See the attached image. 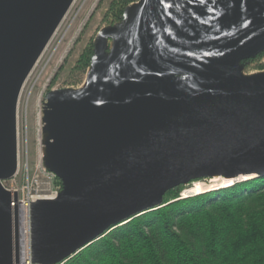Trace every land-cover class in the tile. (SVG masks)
<instances>
[{
    "label": "water",
    "instance_id": "1",
    "mask_svg": "<svg viewBox=\"0 0 264 264\" xmlns=\"http://www.w3.org/2000/svg\"><path fill=\"white\" fill-rule=\"evenodd\" d=\"M73 1L0 0V181L17 166L23 83ZM263 51L264 0H138L101 28L84 85L52 92L63 190L32 205V261L63 262L179 184L264 175V73L241 70ZM0 264H19L1 182Z\"/></svg>",
    "mask_w": 264,
    "mask_h": 264
},
{
    "label": "trees",
    "instance_id": "2",
    "mask_svg": "<svg viewBox=\"0 0 264 264\" xmlns=\"http://www.w3.org/2000/svg\"><path fill=\"white\" fill-rule=\"evenodd\" d=\"M132 1L113 0L107 24ZM92 53L91 44L79 59L83 71ZM183 189H169L161 206L114 225L62 264H264V175L187 196Z\"/></svg>",
    "mask_w": 264,
    "mask_h": 264
},
{
    "label": "rangeland",
    "instance_id": "3",
    "mask_svg": "<svg viewBox=\"0 0 264 264\" xmlns=\"http://www.w3.org/2000/svg\"><path fill=\"white\" fill-rule=\"evenodd\" d=\"M112 1L74 0L55 35L49 40L38 64L23 83L17 102L18 121L20 127L23 122L27 124L34 166L50 169L49 153L44 152L45 142L40 143V136L44 141L51 134L52 92L61 88L77 89L84 85L90 65L83 71L79 68V59L93 45L98 31L109 25L104 16ZM136 1L138 0L131 4ZM241 70L250 76L264 73V55L246 65L242 61ZM57 177L55 181L59 182ZM194 182L184 184L181 193L183 196L185 192L188 195L196 194L193 192L202 182L215 184L212 189L218 188L219 181L208 177Z\"/></svg>",
    "mask_w": 264,
    "mask_h": 264
},
{
    "label": "built area",
    "instance_id": "4",
    "mask_svg": "<svg viewBox=\"0 0 264 264\" xmlns=\"http://www.w3.org/2000/svg\"><path fill=\"white\" fill-rule=\"evenodd\" d=\"M65 16L66 14L64 15L63 19L65 18ZM63 19L61 20L59 25H61ZM56 31L54 32L53 36L55 35ZM47 45L45 49L47 48ZM39 58L34 64L33 68H35V66L38 64ZM30 74L31 71L29 72L28 76ZM16 137H17L16 170L11 176L7 178H2L0 182L3 188L8 190L12 196L14 224H15V218H17L19 264H35L32 261V214H31L32 205L34 202L38 200L57 199L63 190V184L55 181L57 175L55 174V172L51 170V168L47 169L40 165L38 166L33 165L30 154L28 127L27 124L24 122L20 127L17 110H16ZM43 142H45L44 152L46 153L47 145L49 142H51V137L47 136L46 138H44L43 141L42 137L40 136V143ZM15 205L17 206L16 217L14 210ZM56 264H62V262Z\"/></svg>",
    "mask_w": 264,
    "mask_h": 264
},
{
    "label": "bare ground",
    "instance_id": "5",
    "mask_svg": "<svg viewBox=\"0 0 264 264\" xmlns=\"http://www.w3.org/2000/svg\"><path fill=\"white\" fill-rule=\"evenodd\" d=\"M254 176L255 175H253V176L249 175V176H245V177L249 178V177H254ZM213 179H217L219 181L218 184H217L218 187L228 186V185H230L233 182V180L231 178L222 177V176H219V175L214 176ZM196 182L197 181H195L194 183H196ZM214 185L208 184L207 182H202L198 187H196V189H195V191L193 193H202L204 191L210 190V189H212L214 187ZM184 195L186 196V195H188V193L185 192Z\"/></svg>",
    "mask_w": 264,
    "mask_h": 264
}]
</instances>
